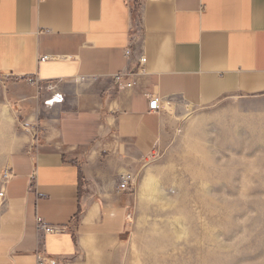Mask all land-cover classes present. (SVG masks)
Here are the masks:
<instances>
[{
	"label": "crops",
	"instance_id": "crops-1",
	"mask_svg": "<svg viewBox=\"0 0 264 264\" xmlns=\"http://www.w3.org/2000/svg\"><path fill=\"white\" fill-rule=\"evenodd\" d=\"M139 1L140 19L131 0H0V101L21 125L0 264L111 255L136 199L118 175H135L194 111L264 100V0ZM141 56L144 73L115 83Z\"/></svg>",
	"mask_w": 264,
	"mask_h": 264
},
{
	"label": "rangeland",
	"instance_id": "rangeland-1",
	"mask_svg": "<svg viewBox=\"0 0 264 264\" xmlns=\"http://www.w3.org/2000/svg\"><path fill=\"white\" fill-rule=\"evenodd\" d=\"M18 115L0 101V188ZM133 176L119 248L55 264H264V100L194 111Z\"/></svg>",
	"mask_w": 264,
	"mask_h": 264
},
{
	"label": "built area",
	"instance_id": "built-area-1",
	"mask_svg": "<svg viewBox=\"0 0 264 264\" xmlns=\"http://www.w3.org/2000/svg\"><path fill=\"white\" fill-rule=\"evenodd\" d=\"M126 55L130 54V49H126L125 51ZM47 56H43L41 59H46ZM146 61L145 57L141 56L139 58V65L137 66L136 71L134 72H130V73H125V72H120V73H116L113 75V80L115 83L119 84L122 82L123 78L132 74H142L144 73V67H143V63ZM1 75V73H0ZM34 79H31L30 81H33ZM133 81H126L125 85L130 87L132 86ZM160 106L159 103V99L158 97H153L150 99L149 101V109L150 110H158ZM11 172L9 170V168H6L3 173H2V177H3V181H2V186L0 188V200H4L5 199V188H6V184L9 180V178L11 177ZM133 178L134 176L126 173L122 176L121 181L118 184V190H126L129 188V186L133 183ZM38 227L40 230H42L45 233H52L58 230V228L54 227V226H50V225H46L45 223H43L40 219H38ZM36 264H45V260L44 257H42L41 255H37L36 258Z\"/></svg>",
	"mask_w": 264,
	"mask_h": 264
},
{
	"label": "trees",
	"instance_id": "trees-1",
	"mask_svg": "<svg viewBox=\"0 0 264 264\" xmlns=\"http://www.w3.org/2000/svg\"><path fill=\"white\" fill-rule=\"evenodd\" d=\"M139 7H140V1L139 0H131V2H130L131 13L134 17H137L138 19H140Z\"/></svg>",
	"mask_w": 264,
	"mask_h": 264
}]
</instances>
